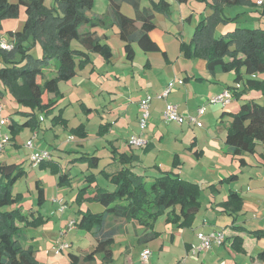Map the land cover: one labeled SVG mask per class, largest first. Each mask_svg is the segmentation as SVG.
Returning a JSON list of instances; mask_svg holds the SVG:
<instances>
[{"label": "trees", "instance_id": "trees-1", "mask_svg": "<svg viewBox=\"0 0 264 264\" xmlns=\"http://www.w3.org/2000/svg\"><path fill=\"white\" fill-rule=\"evenodd\" d=\"M45 1L19 0L18 3H14L10 0H0V20L8 16H18L21 5L25 7L27 13L24 29L9 32L15 39L14 49L9 51L0 48V78L14 99L28 108L20 111L26 117L24 122L19 123L14 120L10 124L12 131L18 134L25 127L33 130L41 127L39 113L50 115L61 97L59 82L75 76L78 68H83L90 61V52H101L105 60H110L113 52L106 41L108 35L98 34L96 27L117 24L119 36L125 43L126 57L131 60L135 55L134 42L147 52L162 51L149 33L156 26V12H167L171 8L170 0H149L151 5L147 7L142 6V0H108L107 13L95 14L92 9L94 0H58L61 12L55 15L56 7L48 8ZM201 1L208 2L213 8V13L199 22L190 43L181 44L182 52L189 58H206L211 73L217 70L226 72L235 70L236 80H244L241 88L236 86L231 88H234L232 92L237 99L253 89L260 90L264 95V27L241 26L219 38L215 35L218 24L235 21L242 14L229 16L225 12V7L248 6V0ZM123 2L133 6L134 17L122 12ZM253 4L259 5L257 1ZM262 13L264 14V9ZM48 22L52 24V29H49ZM82 26L85 28L83 29ZM74 39L81 43L82 48L72 46ZM27 41H32L33 44L40 43L43 49L42 58H33L29 54V47L25 45ZM19 50L23 53L24 59L30 58L28 63L23 64V60L18 59ZM163 52L166 55L165 51ZM227 56L231 59L226 60ZM54 60H56V75L45 80L44 70ZM243 67L246 69L247 78H243L241 73ZM4 94L5 91L0 89V97ZM231 116L232 121L228 126L225 141L227 152L233 156L255 153L259 141H264V104L254 100L244 101L240 110L232 113ZM52 120L54 123L66 124L61 113L55 115ZM103 126L101 125V129ZM73 131L79 132L82 137L87 135L84 124L77 126ZM115 157L124 166L109 174L116 186L114 190L98 188L95 194L88 195L95 179V175L91 173L86 175L87 183L77 194L78 204L83 201H94L104 206L100 212L91 210L81 212L79 222L76 221L80 228L92 232L97 238L95 249L85 257L87 261L94 260L98 254L106 262H113L112 243L114 235L120 228L113 223V220L138 218L148 229H151L150 238H154L159 235L154 230V222L166 209L168 222L176 223L179 227H188L192 225L201 207L203 187L195 181L183 178L176 169L162 170L160 176L148 180L145 174L135 172L132 166H125L127 163H133L132 156L118 152ZM75 160L87 162L88 166L93 168L98 165L99 157L86 154ZM178 161L175 158V168L179 166ZM240 163L243 165L247 161L244 157H240ZM40 164L51 167L52 173L58 175L59 185L70 182V176L61 170L56 161L42 160ZM25 173L26 170L21 163L1 164L0 264H38L32 246H25L24 240L26 228L29 224L41 220V215L29 220V215L23 212L21 205L7 209L22 199L20 195L12 194V186ZM235 177L237 175L233 174L229 180ZM36 186L37 201L42 205L46 199L45 189L39 180L36 181ZM210 187L215 189L216 185ZM221 206L226 212L237 214L242 209L243 199L238 192L232 190ZM20 223H23V226ZM234 228L246 229L242 225H235ZM233 246L235 250L243 251L242 239L235 237ZM69 256L72 263L79 262V257L74 253L70 252Z\"/></svg>", "mask_w": 264, "mask_h": 264}, {"label": "crops", "instance_id": "crops-1", "mask_svg": "<svg viewBox=\"0 0 264 264\" xmlns=\"http://www.w3.org/2000/svg\"><path fill=\"white\" fill-rule=\"evenodd\" d=\"M170 2L172 12L170 10L167 14L168 24L167 22L162 25L158 24V15H160L161 21H163L166 17L163 14L156 12L155 21L157 27L149 33L152 39L159 44L162 51L147 52L141 49L137 42H134L133 46L135 49V55L133 59H131L130 63H127L129 59H127L124 49V55L122 58L126 59L125 61H122L123 66L119 68L116 65V59L114 60L113 55L110 60H105L99 53L95 52L99 55H92L93 52H90V61L83 68H78L77 74L72 77V80L70 79L65 82V84L74 85L76 78H79L80 83L82 81H86L88 83L87 86L89 85V82H91V86L93 88L91 91H93L95 96H97L96 94L99 96L102 95L106 90L107 92L117 93L116 91H119V85H123L127 90L124 94H120L118 92V98H116V96L113 97L116 102L115 104L113 102L111 106L102 102L96 104H103L101 111L98 107L94 108V106L87 108L86 116L81 117V123L85 125L87 135L81 139H78L77 136H70L72 134L66 136L65 138H61L60 132L62 131L59 133L54 132L53 137L57 134V139L61 141L58 143V140L54 139V147L64 155L59 154L58 158H54L53 152L51 160L56 161L61 170L70 176V182L64 185V188H67L69 192L66 191L67 195L63 196V198L66 204H68V196L72 193L75 194V190L77 191L74 203L77 205V215L79 216L74 217L73 219L78 222L82 214L81 212L87 210H91L93 212L102 211L104 209L103 205L101 208L99 207V209L96 210H92L91 208L92 204L98 202L83 201L81 204H78L76 199L77 194L79 189L87 183L85 178L86 175L91 173L95 175V179L91 184L90 193H88V195L95 194V191L98 188H105L111 191L115 189L116 186L111 181L109 174L118 171L124 166L120 160L115 157L118 152H124L132 156L133 163H127L125 166H132L135 172L145 174L147 176L146 178L150 180L160 176L162 170L176 169V171L179 172L180 176L183 178L199 183L203 187V192L201 207L196 214L192 225L188 227H179L176 223H172L171 225L173 226L174 233H172L171 240H173L177 232H181L183 234L185 232L186 240L184 241L186 253L187 255L191 254L195 252L193 247L194 244L196 242L198 244L199 242L197 233H212L214 231L221 230L219 228L223 227L218 226L217 223H220V220H225V224H227L228 227L226 229H222L226 232L223 244H229L234 249L233 242L235 237L238 236L242 239L243 251L236 250L242 255V258L236 263L264 264V253H262L264 251V153L258 151V145L255 153H245L242 156H233L228 153L225 143L227 130L226 127L223 126V118L225 115L232 117L231 114L238 112L244 101L254 100L261 102L264 95L260 90L253 89L243 94L239 99H237L234 95L231 102L225 106L222 104L220 107L218 105H213L209 113H207L208 111L206 110L205 113L199 115L200 119L207 117L208 120L206 124L203 122L202 126H197L188 120L182 124L176 122L165 123L163 121V110L169 104L177 105L178 110L186 116L197 115V109L204 104L205 98L217 95L225 89L230 88V90L233 91L234 88L231 89L233 86L241 88L243 83V80H236L237 73L235 70L227 72L217 70L215 73H211L208 70L206 58H184L183 52L180 49V42L189 41L187 40V37L191 38L193 36V33L201 20L198 19L199 14L194 11L195 8L193 6H196L194 1L188 0L187 2L178 3L175 0H170ZM147 6L150 5H146V7ZM247 9L248 6L246 5L226 6L225 12L229 16H234L246 13ZM21 12L22 11L19 12V18H21ZM205 12L208 16H210L213 13V10H205ZM94 13L104 14V12ZM241 15L235 21H229L226 23L222 22L218 24L215 30V35L219 36L227 34L234 31L237 27H247L239 21ZM239 22L240 25L238 26ZM4 29L0 30V33L2 32L4 34L7 31ZM12 29L13 28H11L10 31L17 30ZM115 34H117L118 38H120L119 28L115 30ZM117 35H114L113 37L117 40V43L123 47L125 43L121 38V41H119L116 37ZM106 41L112 48L113 46L108 39ZM139 48L144 53H141ZM170 49L174 51V56L170 54ZM163 51H165L166 55ZM138 55H140L142 61L137 69L135 62ZM225 59L230 60L231 57L227 56ZM241 73L243 78L248 77L245 67L241 69ZM96 75H104L110 81L113 80L111 77L115 78V86L107 87L104 86V84H100L98 79L93 77ZM170 83L173 84L171 92H169L168 96L159 98L158 95L162 93ZM148 95H152L153 98L151 101L152 120L147 129L143 131L147 142L141 147H134L130 144L129 138L132 134L141 133L142 131L139 128V123L137 122L138 120L133 122L126 121L122 113L128 111L129 108H136L135 112L137 119H139L141 109L138 106V102L140 99H143ZM51 96H53V94H51ZM79 99L81 101L83 100L81 97H79ZM104 99L106 101L105 97ZM134 102L135 105H133ZM123 107V112H120ZM94 109H96L98 113L101 112L99 119H96V122L99 121L100 126L99 128L91 130V127L93 126H90L89 120L91 119L90 117L93 114L92 111ZM1 110L2 107L0 108V111ZM24 110H28V108L24 107V109L20 111ZM39 118L41 119L40 128L36 130L32 129L33 131H31L28 128L25 129V127L19 133L17 140L24 146V148L26 147L24 142L33 134L40 138V130L47 128L52 129L51 125L47 126L43 124V121L51 118L50 115L39 113ZM20 119L22 120H20L19 123H22L26 120V117L20 115ZM14 120L15 119L9 116L6 118L0 116V132H3V130H1L2 126L4 127L5 124H8V127H10V124ZM101 125H104L102 129ZM26 131H28L30 135L26 137V140L23 139V141L22 135ZM40 143L37 144V148L49 150V148L44 146L43 139ZM12 144L14 146V143ZM15 144L17 146L16 142ZM113 150L116 151L113 152ZM196 151H198V153ZM24 153L26 156L23 154L19 160L28 158L27 151ZM86 154L99 157V162L96 167L92 168L82 160H75L79 156ZM250 156H252V161L249 159ZM240 157H244L246 159L247 163L244 164L245 166L240 165L238 161ZM175 158L179 160V166L177 168L174 166ZM3 162H7L6 158H0V165ZM77 162L81 163L80 167L76 166ZM231 171H235V173H231ZM51 174L55 175L53 176V179L57 180L56 184L58 186V175L55 173ZM233 174L237 175V177H235V182H233V180H229ZM39 181L45 189L46 199L49 200L46 193V187L43 185L45 183L44 180L39 179ZM239 182H243L245 185L238 186ZM213 184L216 185L215 189L210 187V185ZM234 184L237 185L234 186ZM232 190L238 192L243 199L242 209L237 214H230L221 206V203L228 199V193ZM59 191H61V189H59ZM21 207L23 209L22 205ZM54 207L56 211L60 213L66 212H61L58 209V205L55 206L54 203H52V209ZM23 212L28 215L24 210ZM31 212L34 213V211ZM113 223L120 226L118 232L114 235L115 243L124 242L125 245L127 242L126 250L122 252L121 256L123 264H133L131 261V242H129L131 236L134 235L139 237L141 231L143 230V232L148 234L150 238L152 231L151 229H148L138 218L113 220ZM20 225L23 226V223H20ZM235 225L245 226L246 229L236 230L234 228ZM64 229L65 231L67 230L66 227ZM68 230L74 231L77 229L76 227L71 226ZM154 230L158 232L159 235L161 234L160 231L155 229V226ZM187 232H189L188 235ZM90 234L91 237H88L82 235L79 231L76 232V236L81 237L80 240L88 242V245L85 247L78 242L74 248V245L71 242L70 247L75 249V253H72L79 257V262L77 264H108V262L103 260L98 254L92 261H87L85 259L86 255L92 252L97 244V238L92 234V232H90ZM158 236L152 239H157ZM29 238L30 237L26 232V239L24 240L25 246H32ZM149 238L139 237V240L145 241ZM70 247L66 249H70ZM162 247L163 245L161 248ZM62 250L64 249H55L53 252H55V254H60L63 252ZM112 250L114 255L113 259L115 258L116 260L113 247ZM210 250V253L207 255L208 259L216 258V261L218 260L219 262L221 261L220 263H226L225 257H216L215 251L213 252L211 248ZM143 251H148L150 253V249L148 248ZM82 252L86 253L83 254ZM69 253L70 252H68V255ZM68 257L69 259L65 261V264H74L71 262L70 256ZM187 259L184 263L176 262L174 264H186ZM216 261H208L206 263L216 264ZM206 263L203 262V264Z\"/></svg>", "mask_w": 264, "mask_h": 264}, {"label": "rangeland", "instance_id": "rangeland-1", "mask_svg": "<svg viewBox=\"0 0 264 264\" xmlns=\"http://www.w3.org/2000/svg\"><path fill=\"white\" fill-rule=\"evenodd\" d=\"M10 1L14 3L19 2V0H10ZM175 1L179 3V1L177 0ZM187 1H184V2H187ZM191 1H194L196 4V6L194 5L193 7L195 8L194 11H196V13L199 14V18H198L199 20H203V18H206L208 16L205 10H209V11L213 10L212 6L206 1H201V0H191ZM253 2H256V0H248L249 7L246 13H242L239 21L241 22V24H244V26H247L249 28L264 27V14L262 13L264 9V4L254 5ZM45 5L48 8H52L53 6H55L56 7L55 15H58L59 11L61 12V8H60L61 6L58 0H46ZM146 5H151V2L149 0H142V6H146ZM92 9L94 12H104L106 14L108 11V0H94ZM121 10L128 16H131V17L135 16V10L133 6L127 2L122 3ZM170 10L172 12V8L171 9L169 8L168 11ZM20 11H22L21 16H20L21 18H19V15L18 16L14 15V16L5 17L0 20V23H1L0 30L5 28L4 30H7V31L4 34H6L8 37L10 36L9 32L11 28H13L12 30L17 29L15 31H22L25 27L26 20H27V13L23 5L20 6ZM168 11L167 12H162V11L157 12L159 14L160 13L163 14L166 17L165 19H163V21H161V17L160 15H158L157 17L158 24L162 25V24H165L166 22L168 24V21H167V18H168L167 14L169 13ZM240 22L238 26L240 25ZM47 24L49 25L48 26L49 29H52V24L50 22H48ZM156 27H157V24L153 29H155ZM82 28L84 29L85 27L82 26ZM117 28H118V25L116 24V25H107L106 27H96L95 30H97L98 34L100 35H104L105 33H107L108 35L107 39L113 46L111 49L113 52L114 60L116 59V65L119 68L123 66L122 61H125L126 58H122V56L124 55V46L122 47L121 45H119V43H117V40H115V38L113 37L114 35H117L115 34V30H117ZM2 34L3 33L1 32L0 35ZM220 36L221 35H219L218 38ZM116 37L118 38V35ZM192 37L191 38L189 37L190 39L187 37V40H189L187 43L191 42ZM118 39L119 41H121L120 38ZM12 42L15 47L14 38L12 39ZM183 42L184 41L180 42V49H181V44ZM25 45L29 47L28 52L29 54L33 56V58L43 57V49L40 43L33 44L32 41L30 42L27 41ZM72 46L74 48H82L81 43L76 39L72 41ZM139 51H141L140 48H139ZM96 53H99L100 56H102L103 59H105L101 52H96ZM96 53L93 52L92 55H99ZM141 53H144V52L141 51ZM170 54L172 56L175 55L172 49H170ZM140 55L137 56V59L135 62V64L137 65V69L139 68L138 66L140 65L142 61ZM183 56L184 58L189 59V57H187L184 53H183ZM17 57L19 60L21 59L23 60V64L28 63L30 60V58L28 57L24 59L23 53L20 50L18 51ZM130 61L131 60H129L127 63H130ZM55 64H56V60H54V62L49 67L45 68L44 70L45 80L49 79L50 77H54L56 75ZM93 77H96L99 83L104 84V86H107V87L115 86L116 80L113 77H111L113 79L112 81L108 80L104 75H100V76L96 75ZM70 79L72 80L73 78H70ZM67 81L68 80H61L59 82L60 90L62 93L61 97L58 99L56 106L54 107V109L52 110V113L50 114L51 118H48L45 121H43L44 125H47V126L51 125L52 129L47 128L44 130H40V138H38L35 134H33L27 140H26V137L29 136L30 133L26 131L22 135V140L23 139L26 140L24 142L25 143L24 145L26 146L25 148L17 140L18 135H19L18 132L12 131V129L8 127V124H5L4 127L2 126L1 130H3V132H0L3 135H8L10 138V141H9L10 143L6 144V146L4 147L3 152L0 153V158H6V161L10 163L12 162H17L21 164L23 163V166L26 170L25 175L19 178L15 182V184L12 186V194L18 195V196L20 195L22 199L16 202L13 206L7 207V209H12L14 207H18L22 205L23 210L28 215H30L28 217L29 220H34L36 217H39L40 215L42 217L41 220H38L36 223L29 224V226L27 227V231H26L30 237L29 240L32 243V249L34 250V255L38 261V264H65V261L69 259L68 252H74L75 251L74 248L78 242L83 247L88 245L87 241L80 240L81 237L76 236V232L79 231L82 235H85L88 237H91V234H90V231L88 232L86 231V229L80 228L77 224L73 225V227H76L77 230H74V231L68 230L69 227H71L70 226L71 220L74 217L79 216L77 215V205L74 203V198L77 193L76 190H75V194L72 193L69 195L71 197L68 196V204H66L67 206H66L65 213H60L56 211L55 207L52 209V203H54L55 206L58 205V209L60 208L59 198H63V196H66L67 195L66 193L69 192V190L67 188L65 189L64 185L57 186L56 184L57 180L53 179V176L55 175L51 174L52 171H51L50 166L47 167V166L41 165L40 162L36 163V162L31 161L30 156L32 153V149L26 145L27 142L31 139L32 141H34V144L37 148L38 147L37 144L40 143L43 139L44 146L49 148L52 154L54 152V158H58L59 154L64 155L60 153L59 150L55 149L54 147L55 146L54 139L58 138L57 134H55V137H53L54 132L59 133L60 131H62L60 132L61 138H65L66 136L72 134L70 136H77L78 139H81L82 138L81 134L77 131L76 132L73 131V129L82 124L81 117L86 116L87 108L90 106H94V108L98 107L99 110L101 111L103 104L102 105H96V104H99V102H102V103L108 104V106H111L113 102L114 104L116 102L115 99H113V97L116 96V98H118V95H117L118 92L120 94L121 93L124 94L127 90L123 85L121 86L119 85L118 87L119 91L115 90L117 93L107 92L106 90L102 95L99 96L98 94H96L97 96H95L93 94V91H91L93 89L91 86V82H89V85L87 86L88 83L86 81H82L80 83L79 78H76L74 85L65 84V82ZM243 84H244V80L241 86H243ZM0 89L5 91V94L2 97H0V105L2 107V110L0 111V116L1 117L3 116V118H6L7 116H9L19 122L20 120H22L20 119V115H22L20 110H23L24 106L18 103L14 99V96L12 95L10 90L7 89L6 85L3 83V80L1 78H0ZM46 95L49 96L48 94ZM79 97L83 98L84 101L83 100L81 101ZM104 97L106 98V101ZM208 98L210 97H207L204 99V104H203L205 106V109L208 111L207 113H209L213 105L215 106L218 105L219 107L221 106L220 102L212 103V102H209ZM83 102L85 105L83 104ZM260 103L264 104V98L261 99ZM133 105H135V102L133 103ZM138 106H139V102H138ZM123 110H124V107L120 112H123ZM135 111H136V108H129L128 111H126L125 113H122L124 119L129 122L138 120ZM60 113L62 114V118L66 120L65 125H64V122L54 123L52 120L55 115H58ZM92 113L93 114L90 117L91 119L89 120V123H90V126H93L91 127V130H94V128H99L100 126L99 121L96 122V119H99V115L101 114V112L98 113V111L94 109ZM151 120L152 118L149 119L148 125L151 122ZM200 120L204 122V124L208 122L207 117H204L203 119L201 118ZM163 121L165 123L169 122V121H166L165 119ZM231 121H232V117L225 115V117L223 118V126L226 127V130H228V126ZM27 128L33 131L29 127H26L25 129ZM15 142L17 143V146ZM60 142L61 141L58 140V143ZM12 143H14L15 147L13 146ZM257 145H258V151L264 153V141H259ZM17 147H20V148H17ZM37 149H40V148H37ZM26 151H27L28 158L19 160V158H21L22 155L25 154L24 152ZM249 159L252 161V156H250ZM238 161L240 163V159H238ZM80 164L81 163L77 162L76 166L80 167L81 166ZM240 165L245 166L244 164L242 165L241 163ZM48 169L51 173L48 171ZM231 173H235V171H231ZM237 174H240V173H237ZM0 178H1V165H0ZM39 179L44 180L45 183L43 185L46 187V193H47V196L49 197V200L46 199L42 206L39 205L38 202L36 201V195H37L36 194L37 193L36 180H39ZM232 180L233 182H235L236 178L231 179V181ZM235 185L237 184H234V186ZM241 185H245V184L243 182H239L238 186H241ZM59 189H61V191H59ZM99 207L100 208L102 207L100 203H94L91 206L92 210L99 209ZM31 211H34V213H32ZM167 211L168 210L166 209L165 212L159 214L157 216V219L154 222L155 229L161 232V234L158 236L157 239L149 238L148 234H145L143 230L141 231L139 237H144V238L147 237L149 238L148 240L143 241V240H139V237L137 236H134V235L131 236L129 242H131L130 246L132 250V260H131L132 263L133 264H174L176 262L184 263L188 257L189 258L187 259L186 264H203V262L206 263L208 261H213V262L214 260L216 261V258L208 259L207 255L208 253H210L209 251H211L210 248H203L199 252H193L187 255L185 241H184L186 240L185 232L184 234L181 232H177L173 240H171V236H172V233H174V231H173V226L171 225L172 223L168 222V212ZM225 223H226L225 220H220V223H217V224L218 226L223 227V228H219V229L221 230L226 229L228 226ZM65 227L67 229L66 231L64 229ZM203 233L210 234L206 232H203ZM188 234L189 232H187V235ZM198 234L199 233H197V237L199 239ZM263 241H264V238H263ZM65 242L69 243L70 245L72 242V244L74 245V248L70 247V249L62 250L63 252H61L60 254H55V252L53 251H55V249L60 250L61 244ZM126 243L125 245H124V242L115 243L114 241L112 243V247L116 255V260L114 258L113 262H110L108 264H123V260L121 256H122V252L126 250ZM162 245L163 247L161 248ZM198 245H200V239H199L198 244L196 242L193 247H198ZM146 248L150 249L148 260L143 258V253H144L143 250H145ZM211 249L213 252L215 251L216 257L222 256L226 258L225 264H237L236 262L242 258V255L236 250H234L229 244L224 245V244H219L217 242H213ZM82 253L84 254L86 252H82ZM220 262L217 260L216 264H224Z\"/></svg>", "mask_w": 264, "mask_h": 264}, {"label": "built area", "instance_id": "built-area-1", "mask_svg": "<svg viewBox=\"0 0 264 264\" xmlns=\"http://www.w3.org/2000/svg\"><path fill=\"white\" fill-rule=\"evenodd\" d=\"M258 4L264 3V0H256ZM12 36H7L6 34L0 35V48L5 49V50H12L14 48V44L12 42ZM173 89V84L170 83L167 85V87L163 90L162 93L158 95L159 98L161 97H166L168 96L169 92ZM234 94L230 89H225L223 92L214 95L210 98H208L209 102L212 103H217L220 102L222 105H227L228 103L231 102ZM152 96L148 95L146 98H143L139 101V106L141 109V114L139 116L138 122H139V127L140 130L142 131L141 133H135L132 134L129 138V142L132 146L134 147H141L146 144L147 139L143 134V131L147 128L149 119L151 118V100ZM1 108V107H0ZM206 109L205 106L202 105L197 109L198 114L197 115H184L178 110L177 105L175 104H169L164 110H163V117L166 121L169 122H176L179 124L184 123L186 120L192 122L193 124L197 126H202L203 122L199 119V115L205 113ZM10 138L8 135H3L0 133V153L3 152L4 147L6 144H9ZM29 148L32 149L31 153V161L32 162H40L42 160H51L52 159V153L50 150L47 149H37L34 141L31 139L27 142L26 144ZM60 202V208L62 212L65 211L66 209V202L64 201L63 198H59ZM76 224V220L73 219L70 222V226H73ZM199 239H200V245L198 247H194V251H201L203 248H211L213 242H217L219 244H223L225 241L226 237V232L225 230H220V231H214L210 234H205L203 232H200L198 234ZM70 244L65 242L61 244L60 249H66L69 248ZM149 252L144 251L143 253V258L148 260L149 258Z\"/></svg>", "mask_w": 264, "mask_h": 264}]
</instances>
